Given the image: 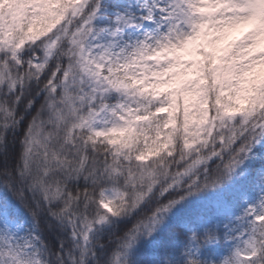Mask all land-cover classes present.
Wrapping results in <instances>:
<instances>
[{
	"label": "snow or ice",
	"instance_id": "6c2138e0",
	"mask_svg": "<svg viewBox=\"0 0 264 264\" xmlns=\"http://www.w3.org/2000/svg\"><path fill=\"white\" fill-rule=\"evenodd\" d=\"M0 264H264V0H0Z\"/></svg>",
	"mask_w": 264,
	"mask_h": 264
},
{
	"label": "clouds",
	"instance_id": "9594fccd",
	"mask_svg": "<svg viewBox=\"0 0 264 264\" xmlns=\"http://www.w3.org/2000/svg\"><path fill=\"white\" fill-rule=\"evenodd\" d=\"M117 138H118V137H117ZM142 146H143L142 144H141V145H138L137 148L139 149V148H141ZM98 150H101V149L98 148Z\"/></svg>",
	"mask_w": 264,
	"mask_h": 264
}]
</instances>
